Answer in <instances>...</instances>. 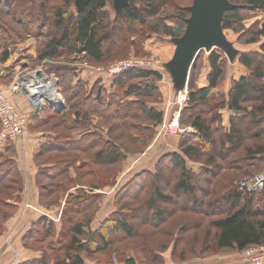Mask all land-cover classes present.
Returning <instances> with one entry per match:
<instances>
[{
	"label": "trees",
	"instance_id": "16d2710c",
	"mask_svg": "<svg viewBox=\"0 0 264 264\" xmlns=\"http://www.w3.org/2000/svg\"><path fill=\"white\" fill-rule=\"evenodd\" d=\"M228 2L222 29L240 35V43L260 48L239 55L247 74L234 79L225 95L227 58L219 50L210 53L207 86L197 87L191 75L188 101L180 112V127L193 132L181 135L178 151L164 155L154 172L137 174L121 188L115 211L94 231L92 224L103 202V195L97 191L105 185L94 182L91 187L84 182L98 174L96 168L107 170L128 155L142 154L144 150H127L130 142L145 146L147 140L142 135L158 133L165 117L157 108L163 97L159 85L162 76L152 70H130L113 79L116 92L110 93L101 82L89 88L81 79L80 65L97 68L123 59L135 47V39L143 41L141 45L153 36L162 42L165 38L180 39L186 13L171 9L170 0H129L115 16L109 11L108 0H90L77 12H72L74 0H0V63H6L20 43L37 40L38 63H47V72L58 78L70 108L42 121L52 128L55 139H50L52 144L39 150L36 158L49 154L62 159L70 149L74 154L87 155L93 163L92 167L82 163L75 179H70L74 183L71 186L78 189L67 196L62 221L67 223L63 231L68 241L55 264H84V255L92 258L134 238L147 249L150 264H164L163 254L171 247L172 259L177 262L196 256L199 250L207 252V248L243 252L264 246V189L244 196L237 187L216 183L209 192L197 184L199 178L187 165L188 160L203 161L210 169L204 167L205 175L212 176V169H224L220 158L228 154L244 152L241 160L234 161L238 169L264 162V0ZM170 9L172 14H168ZM9 18L11 25L6 22ZM255 19L246 27V22ZM213 98L220 103L216 107L212 106ZM223 110L231 113L227 129L222 124ZM95 117L98 124L93 123ZM59 129L66 133L64 138L68 131L74 135L63 144V135L56 132ZM247 133L256 143L245 144ZM207 147L213 150L205 151ZM14 148L9 143L0 151V235L17 210L11 201H17L23 189L11 152ZM37 166V184L45 200L56 196L61 186L56 183L63 177L69 179L73 169L64 162ZM47 179L54 182L52 186L42 182ZM198 192L206 196L197 198ZM53 226L49 218L42 217L25 240L43 243L52 236ZM49 250L53 251L51 247ZM50 258L51 253L45 251L41 261L23 264H48ZM126 264L133 262L129 259Z\"/></svg>",
	"mask_w": 264,
	"mask_h": 264
},
{
	"label": "rangeland",
	"instance_id": "374dc122",
	"mask_svg": "<svg viewBox=\"0 0 264 264\" xmlns=\"http://www.w3.org/2000/svg\"><path fill=\"white\" fill-rule=\"evenodd\" d=\"M108 1L110 3L109 11H110L112 16L114 15L115 12L116 13L118 12L117 11L118 6L121 3L129 2V0L128 1L127 0H108ZM79 4H80V0H74L72 12H77L78 10H80ZM194 5H195V0H170L169 7L171 9L177 8L179 10L185 11V13H186L185 14L186 20L184 22L185 31H184L183 36L180 39H176L177 41L184 40V37L186 39V36H187L188 32L190 31V28H191L190 23H192V21H193ZM222 6H223V9L229 8L230 5H229L228 0H224ZM2 8H3V6H2ZM171 9L168 11V14H172ZM179 12L181 13V11H179ZM172 18H173V20H175L174 17H172ZM6 22L11 25V19L10 18L6 19ZM255 22H256V19L250 20V21L246 22L245 25H246V27H249V26L253 25ZM170 24H172V23H170ZM219 38H220V42L226 47V50H227L226 51L227 55L224 54L223 52L222 53L225 55V57L227 58V61H228L227 70H226V77H225V81L227 80V83L223 85V90H224V88H225V90H228L229 87H231V82L234 79L237 80L240 76L247 74L244 67L241 66V64L239 63V55L242 53L259 51L260 48H259V45L247 46V45L240 43L239 42L240 35H237L232 31H224L222 28L219 32ZM158 40L160 41V39H158ZM163 41H167V43H168L167 46H170V48H171V51L168 52L167 54H166V48L160 52H154L151 55L146 54V52H144V50H143V46L141 45V42H143V41H141L140 39H135V45H134L135 47L130 50V52H129L130 54L128 53V56H125L123 59L114 61L107 66L97 67L96 69L97 70L106 69L116 62L123 61V60H129V59L143 60V61H146L148 63H151L153 70H159V72H161L165 78V80H163V82L159 83V85L163 86L164 95H163L161 101L159 102V104H157V106H158L157 108L161 109L163 106L165 107L166 111H165L163 126H165V124L167 126L172 121L173 115L175 113L179 112V118H180V112H181L182 108L185 107V105L188 101V97H189V88H188L189 80H188L187 85L184 84L183 86L182 85L180 86V83L179 84L176 83L178 89L177 90L175 89V83H173V81L171 80V77L168 74H166V71L164 70L163 66H164V64H167L168 62H170V60H171L170 58H172L171 52H173L174 55H176L178 53L179 49H178V46H173L170 43L171 39L165 38V39H163ZM20 44H22V43H20ZM38 47L40 50V46H38ZM215 48L216 47L211 48L210 50L202 51L203 53L202 54L200 53L198 55V57L196 58V60L193 64V66H195V67L191 66V71H190V74L188 75V78L190 79V76L192 75V79L195 82V85L197 87H201V86L206 84L205 82L207 81V76H208L209 71H210L209 64H208V57L212 51L217 50ZM80 66L88 67L87 64L80 65ZM31 67H32L33 71L44 72L46 77L50 80H54V81L58 80V78L55 76L54 73H48L47 72V69H48L47 63H40V62L38 63V61H37ZM31 73H32V71H31ZM102 73H104L108 77V80L113 81V79H114L113 77H110L105 72H102ZM24 74H26V71H25V73L23 72L22 76H24ZM230 79H231V81H230ZM225 81H224V83H225ZM177 82H178V80H177ZM57 87H58V93L60 94L61 99L64 102L65 111H67L70 108H69V105L65 102L64 96L60 92L59 83H57ZM24 92H27V91L25 90ZM222 92L224 93V91H222ZM225 95H226V93H225ZM214 100H216V101H214ZM217 104H220L218 102V99L213 98L212 106L216 107ZM42 110H44V112L46 110H49L48 112H50L51 114L54 112V110L49 106V103L44 104ZM199 110H202V109L200 108ZM37 111H41V110H37ZM224 111L225 110H223L221 112L222 120H223L222 124H223V127L225 129H227L229 126V119H227V117L224 115ZM49 116H50V114L48 115V118H50ZM98 121H99V118H97V117H95L93 119L94 124H98L97 123ZM51 123L54 125L56 124L55 121H51ZM113 123L116 124V121H113ZM43 125H44V123L41 122L39 125H36L37 126L36 129H39L40 130L39 132H41V130H43L45 132L52 131L51 130L52 128L49 127V125H45V126H43ZM163 126L160 128L158 133L156 132L154 135L149 134V135H146L145 137H144V135L147 133H144V135H142V138L147 140V144L145 146H137V145L133 144L132 142H130V145H128V147H127V150L129 149V150H133V151H137V152H141L143 150L145 151L147 148H149V150L151 149L147 154H145L144 156H140L141 154L128 155L126 160L123 161L122 163L115 165V166L108 167L109 168V169H107L108 171L96 168L95 170H97L98 174H94L93 177L91 176L89 179L85 180L84 183L85 184L88 183L89 185H87V186H91V187H92L91 184L94 182L99 183L101 186H103V185H105V187L110 186V189L112 190V192L110 194L109 199L115 203L116 199L118 197V194L120 193L121 188L125 187L137 174H140V173L145 172V171L154 172L157 168V164H158L159 160L164 155L171 154V153L178 151V146H179V142L181 139V135H183L185 132H193V131H189L190 128L183 129L180 127L181 130H183V132L175 131V133H170V132L166 131V129L164 130ZM27 129H28V127H27ZM56 132L59 133L60 135H63L61 129L56 130ZM248 132L250 133V135L253 134V130L248 131ZM68 133H69V135L65 136V138H64V135L66 133L62 136V140L64 141L63 144L66 143L65 139L68 136L71 138V136L73 137V135H74L73 132L68 131ZM250 135L247 133L248 139H247V142L245 143L247 145H252V144L256 143V141H254V138ZM50 138L52 139V137H50ZM43 142L44 143L39 144V145L37 144V146L34 147L33 150H34L35 154H36V152L41 150L43 147H46V146H49L50 144H52V143H48V142H50L49 139H46ZM18 143H19L18 147H16V145H14L15 148L12 149L13 151H11L14 154H18L19 151L26 150L27 147H28L29 153H31L33 151L32 148H30V145L28 144L27 138L26 139L23 138V139L19 140ZM24 148H26V149H24ZM204 150L207 151V150H213V149H209V147H207V148H204ZM214 151H216V153H218V154L220 153L219 150H214ZM65 154L66 155H63L64 157L62 159L57 158V156H59V155H55L54 157H52V156L50 157V156H48L49 154H44L42 157L38 156L37 158L35 156V158H36L35 163L36 164H42V163H44V164H56V163L58 164L59 163L60 164L61 162H64L65 164L66 163L68 164V167L70 166L69 168H73V170L75 172V174H73L74 177L69 176L70 177L69 179L67 177H63L62 179H60L56 183V184L61 185V186L57 188L58 192L56 193V196L53 197L51 200L46 201L48 204H59L60 199L66 193V191H68L69 188L70 189L75 188V190L78 189L77 187L73 188L71 185H74V183L70 181V179H73V178L75 179L76 174H77L76 169L78 166H80L82 163H86V164H82V165H84V166L88 165L89 167H92V165H93V163L87 158V155H83L81 153L74 154V152L70 149L66 150ZM243 157H244V152L241 151V152H237V153L231 154V155L228 154V155H225L224 157L220 158L221 164L225 165V167L223 170L212 169V171L214 172L212 176H206L205 175L204 170L207 167H205V162H203V161L201 163H194V162L188 160L187 165H188V169L190 171H193L195 173V175L199 178L198 179L199 181L197 184L203 185V187L207 188V190L210 192V190L212 189L211 186L212 185L214 186L216 183H227V184H229V188L238 187V184L240 182H242L244 180H250L257 175L264 173V162L263 163L256 162L255 167H245V165L243 164L242 167H245L246 169H238L236 166L237 164L235 165L234 161L235 160H241ZM207 169L210 170L209 168H207ZM42 182H46V184L48 186H52V184L54 183L52 180H48V179L42 180ZM199 196L204 197L206 195H203L201 192H198L196 197L198 198ZM185 199H187V198H185ZM188 202H190V201H188ZM133 224L138 225V223L135 221ZM66 226H67V223L64 224V222H63V230H64V228H66ZM106 253L111 254L113 264H118L117 262H119V264H126V261L128 260L127 258H130L131 261L133 262V264H150L149 260H148V255H147L148 251L146 248H144V249L141 248L140 239H137V238L129 239V240H126L122 243L115 244L112 248H110L106 252L98 254L92 258L94 259V258H96L102 254H106ZM196 254H197L196 256L188 258L186 260L174 262L172 259V247H171L165 254H163L164 264H190V263L209 264L212 262H218V260H220V261L225 260L226 262H234L238 258H241L247 264H252L251 260L249 258H247L243 252L219 250V249L213 247V248H209V249L207 248V252L199 250V252ZM196 260H198V261H196Z\"/></svg>",
	"mask_w": 264,
	"mask_h": 264
},
{
	"label": "crops",
	"instance_id": "0c3cea01",
	"mask_svg": "<svg viewBox=\"0 0 264 264\" xmlns=\"http://www.w3.org/2000/svg\"><path fill=\"white\" fill-rule=\"evenodd\" d=\"M115 14L117 13L115 12L113 16H115ZM170 43L173 46H177L175 44V40H171ZM167 44V41L161 42L158 40L157 37L153 36L144 43H142V46L144 52L149 55L154 52H160L165 48L167 54L171 51L170 46H167ZM38 46L39 43L37 42V40L31 38L27 39L22 44L17 45L15 48H13L14 50L12 49L13 51L11 57L6 63H0V89L5 92H8L7 94L12 99L15 106L21 112L25 113L28 116V129L23 138H27L28 144L30 145V148H32V150L35 146H37V144L39 145L44 143L43 141H45L46 139L50 140V137H52V139L55 138V134L51 133V131L45 132L41 130V132H39L40 130L36 129V125H39L42 121L47 119L49 114L51 116V113L48 112L49 110H46L45 112L44 110H35L32 102L33 97L31 96L30 91H28V89L26 88L29 85H32L34 87L35 84L33 82L35 81V79H33L31 75L33 74V72L35 73L36 71H33L31 66L38 61ZM171 53L172 58H170L171 60L169 59L170 62H166L167 64H164L163 68L166 71V74L171 77L173 83H175V89L177 90L178 87L176 83L178 80V76L174 74V72H172L171 70L172 63L174 62L176 55H174L173 52ZM80 70L81 79L83 82L88 84L89 88H92L96 83L101 82V85H103L108 92H116V89L112 88V81L108 80V77L104 73L98 71L96 68L90 66H80ZM25 71L26 74L22 76L23 72L25 73ZM152 71L162 76L161 82L165 80L164 75L159 72V70ZM17 81H19L20 84L24 86V91L26 90L27 92L23 91L22 93L17 94H12L9 92L11 86L16 84ZM205 83L206 84L201 86L200 88L206 87L207 81ZM226 83L227 80L224 84ZM160 89L162 91V95H164L162 85H160ZM229 90L230 87L228 90H225L224 88L223 91L228 94ZM160 110H162L163 112L166 111L164 106ZM224 115L227 117V119H230L231 113L225 110ZM43 126H45V124ZM17 143L18 142L14 143L16 147H18L19 145V143ZM150 150L149 148H147L140 156H144ZM38 152H36L35 154L33 150L31 153H29L27 147L26 150L19 151L18 154H14V161L16 162L18 170L20 171V174L22 176L23 189L19 195V199H17V201L15 200V202L11 201V203H13L17 207V210L14 216H12L9 220L5 222L2 234L0 235V247L2 248L0 264H23L26 262L41 261L45 256V251H49V253H51V258L48 261V264H55L58 260H60V257L63 256L62 247L67 245L68 239L65 238L66 233L63 231L62 215L66 205L67 196L69 193L74 192L75 188L68 189V191H66V193L60 199L59 204H48L46 202L47 200L41 197L40 189L37 184L39 167L35 163V156L38 154ZM47 166L49 165H43V167ZM73 174H75V172L72 169L70 170V177H74ZM111 192L112 190L109 186L104 187L103 190L97 191V193L103 195V202L100 206V210L96 216V219L92 224V230L94 231L97 230L99 226L103 222H105L109 218V216L115 211L114 202L109 199ZM52 198L48 200H51ZM42 217H47L51 222H53L54 232L52 236L44 238L43 243L26 241L25 237L27 233L31 230L32 226ZM49 247H51L53 251H50ZM127 259L129 260L130 258ZM83 260L84 264H113V260L111 258L110 253L102 254L94 259L88 258L84 255ZM117 263L119 264V262ZM209 264L247 263L241 258H238L234 262L218 260V262H212Z\"/></svg>",
	"mask_w": 264,
	"mask_h": 264
},
{
	"label": "built area",
	"instance_id": "2783aa9c",
	"mask_svg": "<svg viewBox=\"0 0 264 264\" xmlns=\"http://www.w3.org/2000/svg\"><path fill=\"white\" fill-rule=\"evenodd\" d=\"M130 70H153L152 64L143 60L129 59L116 62L106 69H99L100 72L107 73L110 77H117ZM24 86L19 81L16 82L9 92L12 94L22 93ZM8 92L0 89V151L9 143H15L23 139L27 132L29 123L28 116L21 112L8 96ZM35 110H42L43 105H37L33 100ZM179 112L173 115L172 121L163 129L170 133L183 132L180 128ZM189 131H192L189 129ZM238 191L244 196H251L264 189V173L255 176L250 180H244L238 184ZM2 248L0 247V256ZM244 255L251 260L252 264H264V246L252 247L243 251Z\"/></svg>",
	"mask_w": 264,
	"mask_h": 264
},
{
	"label": "water",
	"instance_id": "95a60500",
	"mask_svg": "<svg viewBox=\"0 0 264 264\" xmlns=\"http://www.w3.org/2000/svg\"><path fill=\"white\" fill-rule=\"evenodd\" d=\"M89 1L90 0H80L79 9H82ZM223 1L224 0H195L193 21L190 23V31L186 39L184 37L182 41L175 40V44L178 46L179 50L172 63L171 70L178 76L177 83H180V86L184 84L187 85L191 66H193L196 58L202 51L216 47L215 49L227 55L226 47L220 42L219 38L223 14L229 9H223ZM126 4H128V2L121 3L117 11L119 12ZM35 73L33 72L31 75L33 79L38 75ZM56 81L58 83V80ZM35 85H37V82H35ZM49 106L56 114H61L65 111L64 104L60 107H55L53 104H49Z\"/></svg>",
	"mask_w": 264,
	"mask_h": 264
},
{
	"label": "bare ground",
	"instance_id": "6f19581e",
	"mask_svg": "<svg viewBox=\"0 0 264 264\" xmlns=\"http://www.w3.org/2000/svg\"><path fill=\"white\" fill-rule=\"evenodd\" d=\"M35 74L38 75H36L35 81L33 82H37V85H39L40 87L35 84L34 87L32 85H29L27 87L35 103L37 105L49 103L53 104L55 107L62 106L64 102L61 99L60 94L58 93L57 82L48 79L46 75L42 73V71H37Z\"/></svg>",
	"mask_w": 264,
	"mask_h": 264
}]
</instances>
